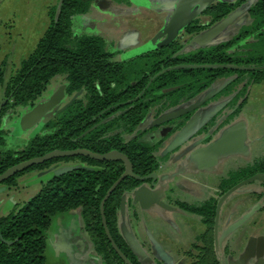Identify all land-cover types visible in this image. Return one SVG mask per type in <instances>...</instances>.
<instances>
[{
	"label": "trees",
	"instance_id": "1",
	"mask_svg": "<svg viewBox=\"0 0 264 264\" xmlns=\"http://www.w3.org/2000/svg\"><path fill=\"white\" fill-rule=\"evenodd\" d=\"M94 1L60 0L57 5L52 6L49 11L50 22L45 33L35 49L22 60L19 69L6 82L4 94L8 103L0 109V174L16 163L44 155L54 149L71 150L80 147L99 153L118 149L128 155L136 173L147 174L153 170V163L156 161L150 153L151 146L135 138L126 141L124 135L135 131L155 97L166 98L165 107H168L177 104L179 98L184 95L180 93L182 95L178 94L172 98L177 91L154 94L159 88L157 83H160V86L171 87L188 82L189 89L196 88V92L204 86L203 75L210 73V69L170 70L162 77H158L146 89L148 76L141 86L139 83H134L140 73L141 65L138 59L117 61L114 59L115 52L108 50L106 40L102 36L74 32V17L88 13ZM243 1L219 2L210 7L206 13L211 14L212 21H216L229 14ZM249 11L253 17L251 27L259 31L256 34L259 37L257 45L264 46V0H257ZM203 27L193 25L188 31L194 32ZM241 37H245L244 33L234 38L232 42ZM181 47L180 44L175 43L174 46L166 48L164 52L168 53L167 65L182 61L202 63L203 60L215 58L214 55L200 53L202 50L181 54L178 57L173 56ZM256 49L252 62L264 63V51L258 47ZM153 56L148 54L142 57L150 59ZM227 61L229 60L226 59L224 62ZM162 62L157 59L153 62L145 61L142 63V71H146L149 67L154 74L161 69ZM235 62L248 61L238 57ZM5 64L6 60L0 62V85L5 82ZM57 75H64L68 95L83 89L82 97L75 99L55 118L44 123L43 130L46 132L36 134L25 147L1 149L6 142L4 122L10 109L18 106L32 109L42 100L40 98ZM255 75V81H260L264 77V70L255 71ZM211 82L212 79L206 81L205 85ZM142 89H145L143 97L133 100ZM128 100L133 101L125 106L126 110L117 114V111L122 109L117 105ZM73 158L102 165L106 168V173L76 169L52 177L42 186L40 192L20 209L0 216V264H46L48 231L54 217L79 207L95 250L102 257L104 264H127L113 248L106 235L100 208L103 197L122 173L123 166L119 161H96L85 156L55 158L35 164L2 184L16 186L17 178L26 172L42 170L59 161ZM247 174L246 169L233 173L230 179L224 180L223 185H234ZM136 184L132 177L123 180L106 202L105 215L110 232L120 249L134 264H144L127 246L117 225L121 194Z\"/></svg>",
	"mask_w": 264,
	"mask_h": 264
},
{
	"label": "flooded vegetation",
	"instance_id": "2",
	"mask_svg": "<svg viewBox=\"0 0 264 264\" xmlns=\"http://www.w3.org/2000/svg\"><path fill=\"white\" fill-rule=\"evenodd\" d=\"M219 2L225 1L219 0L215 3L218 4ZM233 11L235 10H232L230 13ZM172 13L173 11L170 17ZM250 17L253 18L251 14ZM222 18L216 21H212L211 19V22L205 24L197 23L198 18H195L182 32V34L185 32L188 35V41L178 42L179 36L169 45L131 56V58L126 60H117L129 61L138 59L140 61L144 59L142 56L151 54L154 55L151 57L152 62L156 59L157 61H163L161 63V69L154 74H152L149 67L146 71H142L140 67V73L134 83H139L141 86L145 77L148 76L149 80L145 85V89L149 88L151 83L158 77H162L170 70L178 68L195 69L181 67L182 65H208L197 68L211 70L210 73L203 75L205 79H203L202 85L204 86L198 92H196V88L189 89L188 82L171 87L160 86V83H157L159 88L154 91V94L159 95L162 92L177 91L172 98H175L180 93L184 95L179 98L177 104L168 107H165L166 98L159 99L155 97L151 106L147 109L145 117L139 122L135 131L124 135L126 141L135 138L142 143L150 145L152 149L150 153L156 160L153 163V170L151 172L143 175L134 171L140 176L154 174V177L146 181H139L132 177L137 184L132 188L126 189L121 194L118 209L117 225L119 233L124 239L125 237L122 233L121 226L125 225L129 229L127 225L128 219L139 225L146 220L147 213H150L151 222L153 223L152 234L147 233L148 238L141 239V230L136 227H134L133 233L136 241L142 246L144 252H146L145 256L148 253L151 256L150 261L147 263L141 261L144 264H264V179L252 180L222 200V197L241 181L258 173L264 175V135L261 140L256 141L253 145L247 143L246 137L244 141L245 148L241 152L230 151L227 154L214 152L209 156L198 155L199 150L214 143L231 125L243 123L246 127L245 122L251 123L252 119H250L247 112L248 103L253 100V89H251V85L264 81V77L260 81H255L256 75L254 76L255 71L264 70V68L238 70L225 67V65L246 67L264 66V63L252 62L258 46L259 37L256 34L259 31L254 30L251 25H242L239 29L236 27V30L228 38L221 39L224 32L236 25L235 22H237L238 18L211 42L202 45L196 44V48L187 51L189 47H192L189 45L192 38L206 31ZM193 25H202L204 27L201 30L189 32L188 28ZM241 33H244L245 37H241L237 41L232 42ZM175 43L182 46L174 53L173 56L175 57L202 50L200 52L202 54L214 55L215 58L212 59L215 61H210L212 59H208V61L203 60L202 63L182 61L177 64L167 65L169 63L167 59L168 53L164 51H166L167 47L174 46ZM227 43L228 45L226 46ZM138 46H132L123 52L129 53ZM120 52L115 51V60L116 54ZM238 57L243 60L246 59L248 62H235ZM226 59L229 61L224 62ZM215 68L217 70L213 71ZM211 79L212 82L205 85L206 81ZM213 85L216 90L221 87H224V89L202 106L205 107L209 102H213L210 112L207 115L203 114L204 116L199 117L196 127L197 131L178 147L170 152H166L172 142V136L180 131L195 116L196 110L159 125H155L156 118L166 111L173 110L183 104L185 107H188L191 103L201 100L204 97L202 93L206 92ZM172 88L173 90L168 91V89ZM145 89H142L137 98L133 100H138L143 97ZM183 90L186 92H182ZM83 94H79L76 99ZM133 100L119 103L117 107L121 106L122 109L117 111V114L121 113L120 111L123 112L126 109L125 106L129 105ZM257 115L258 113L256 112ZM126 135L132 136L127 138ZM248 152H250L251 158H249L246 164H242V159L247 158L245 156ZM79 160L80 162L76 165L89 166L92 168V171H100L102 174L106 173V168L102 165ZM119 162L123 166L122 175L125 171V166L124 163ZM243 169L248 171L245 178L234 185H223L224 180L230 179L233 173ZM52 177H48L45 183ZM142 184H147L153 192L152 202L149 207H144L141 202L134 203L133 198L129 196L130 190ZM124 195H127V203L125 211L122 212L121 201ZM80 213L82 216V210L79 207L54 217L62 219L61 225L63 226L60 232L65 233V235L78 236L82 228H84L91 238L83 216L82 220L84 225H80ZM127 246L129 247L128 244ZM134 253L140 261L138 253Z\"/></svg>",
	"mask_w": 264,
	"mask_h": 264
},
{
	"label": "rangeland",
	"instance_id": "3",
	"mask_svg": "<svg viewBox=\"0 0 264 264\" xmlns=\"http://www.w3.org/2000/svg\"><path fill=\"white\" fill-rule=\"evenodd\" d=\"M179 1L181 0H95L88 13L78 14L74 17L73 29L78 34L87 33L102 36L106 40L108 50L113 52L121 51L116 54V60H126L131 58L130 56L138 55L158 45V40L156 39L157 33L166 24L171 12L174 11ZM216 1L219 0H210V4L197 14V23L205 24L211 22V14H207L206 12L203 14V12L207 11L211 5H215ZM221 1L234 3L237 0ZM256 1L244 0L241 5L233 9L237 10L245 7V9H242L243 12L238 17L237 22H235L236 25L224 32L221 39L228 38L236 30V27L239 29L242 25L252 24L253 18L250 17L249 10ZM59 2L60 0H0V62L6 60L5 82L0 85V109L8 103L4 94L6 82L19 69L22 60L28 57L37 46L39 39L43 36L49 25V11L52 6L57 5ZM240 20L242 21L240 22ZM188 40V35L184 32L177 41L181 43ZM137 45L139 46L131 53L123 52ZM257 47L264 51V46L258 45ZM194 48L196 46L189 47L187 51ZM151 60L152 58H144L139 63L142 67V63ZM64 78V75L54 77L40 100H48L52 96L63 92L64 96L60 106L67 103L75 93L73 95L66 93ZM251 89H253V100L248 103V115L254 123H259L264 127V93H262L264 92V81L251 85ZM80 91L81 94L84 93L83 90ZM29 111L30 109L25 106L10 109L4 122L6 142L2 145L1 149L23 148L36 134L46 132L43 130L44 123L40 122L41 120L29 127L27 125L26 128L22 127L21 117L28 114ZM256 112L259 113L257 116L254 114ZM131 136L126 135L127 138ZM245 157L247 158L242 159V164H246L249 158H251L250 152ZM77 160L79 159L73 158L71 160L59 161L45 169L37 171L44 173L51 169L56 170L62 167L74 166ZM37 171L34 172L37 173V177L33 175L35 179L31 180L28 184L18 183L20 176L18 177L19 180L17 178L18 182L14 186V189H16L18 205H21V207L41 190V186L36 182L46 178V176H41L40 174L41 177H38L39 173ZM8 187L13 188L12 186L0 184V188L7 190ZM8 198H10L9 200H13V197L10 195H8ZM11 208L12 205H9L5 206L3 210L4 212H11L13 211ZM18 209L20 207L14 210ZM60 224L59 218H54L51 225V238L48 239L46 249V264H69L68 259L63 254H59L58 247L55 246V241H53V237H57L59 234L61 229Z\"/></svg>",
	"mask_w": 264,
	"mask_h": 264
},
{
	"label": "water",
	"instance_id": "4",
	"mask_svg": "<svg viewBox=\"0 0 264 264\" xmlns=\"http://www.w3.org/2000/svg\"><path fill=\"white\" fill-rule=\"evenodd\" d=\"M210 4V0H181L175 7L170 19L166 22V24L163 26V28L158 31L156 39L158 40V45L155 46L152 49L145 50L144 52L153 50L155 48H161L163 46L169 45L173 43L186 29V27L197 17V14L201 12L204 8H206ZM242 9H245V7H241L240 9H237L227 15L226 17L222 18L219 22L215 23L212 27L204 31L203 33H200L196 35L194 38L191 39L189 42V45L195 46L196 44H205L208 42H211L214 40L221 32H223L226 28H228L243 12ZM134 48L133 50H135ZM132 50V51H133ZM130 51L129 53H131ZM142 52V53H144ZM141 54V53H140ZM139 55V54H138ZM135 56V55H133ZM131 57V56H130ZM205 67L208 65H182L181 67H187V68H197V67ZM225 67H229L232 69H238V70H245V69H256V68H264V66L260 67H246V66H239V65H225ZM224 89V87H221L219 89H215L214 85L211 86L206 92L202 93L204 94V97L201 100H198L194 103H191L188 107H185L184 104L174 108L173 110L166 111L165 113L161 114L156 118L155 125H159L174 119H177L181 116H183L186 113H189L191 111L196 110L195 116L192 117L190 121L175 135L172 136V142L170 143L168 149L166 152H170L176 147H178L180 144H182L187 138L191 137L196 131V127L198 125V119L200 116H202L205 113H209L210 109L213 105V102H209L205 107H202L207 101L211 100L216 94L221 92ZM173 90L172 89H168ZM81 94V91L76 93L66 104L60 106V103L63 98V92H60L54 96H52L48 100H42L40 101L36 106H34L28 114L23 115L21 117V123L23 124L22 127H27L37 123L38 121L42 123L49 122L53 118H55L60 112L65 110L69 105L73 103V101ZM203 96V95H202ZM198 98V97H196ZM195 99V98H194ZM131 102V101H129ZM204 116V115H203ZM173 130V129H172ZM246 139V127L243 123H236L234 125H231L228 127L225 132L211 145L205 147L202 150H199L198 155L199 156H209L210 154H213L214 152L221 153V154H227L230 151H238L241 152L245 148L244 141ZM219 150V151H218ZM223 150V151H222ZM78 156H85L90 157L92 159L98 160V161H105V160H117L124 163L125 171L119 177V179L111 186V188L106 193L105 197L102 200L101 203V214H102V221L103 225L105 227V231L107 234L108 239L112 243L113 248L116 250V252L120 255V257L127 263V264H134L126 255L125 253L120 249L116 241L114 240L110 229L108 227L106 215H105V203L109 199L110 195L115 191L117 186L128 176L133 177L139 181H146L149 179H153L154 174H149L146 176H140L134 172L133 164L130 160V158L123 153L120 150H112L106 153H99L92 151L87 148H77V149H71V150H62V149H54L52 151H49L41 156L32 157L30 159L21 161L19 163H16L9 167L6 171L0 174V184L3 183L5 180L15 176L16 174L23 172L30 168L31 166L35 164H41L46 161L53 160L55 158H63V157H78ZM85 168L92 170L89 166H67L62 167L59 169H51L48 175L49 177L63 175L67 172ZM263 180L264 175L262 173H258L250 178L245 179L244 181H241L236 186H234L232 189H230L223 197L226 198L229 196L233 191L241 187L242 185L249 183L252 180ZM5 188H0V193L4 192ZM152 190L151 187H149L147 184H142L139 187L133 188L129 192V196L133 198L134 203L141 202L144 207H149L152 202ZM122 204H121V210L122 212L125 211L126 203H127V195H124L122 197ZM122 233L125 237V240L129 247L139 254H144V249L142 246L136 241L133 233L126 228L125 225L121 226Z\"/></svg>",
	"mask_w": 264,
	"mask_h": 264
},
{
	"label": "crops",
	"instance_id": "5",
	"mask_svg": "<svg viewBox=\"0 0 264 264\" xmlns=\"http://www.w3.org/2000/svg\"><path fill=\"white\" fill-rule=\"evenodd\" d=\"M256 114V113H254ZM259 114V113H258ZM246 120V119H245ZM245 122V121H244ZM246 123V137H247V143L249 145H253L256 143V141L261 140L263 138L264 133V127L260 124L254 123L251 120V123ZM236 156H244V155H236ZM80 160H77L75 164H78ZM37 170H33L30 172H27L23 175H21L20 181L18 183L21 184H28L33 181L35 177H37V173H34ZM39 173V171H37ZM46 176L44 179L38 180L36 183H38L41 188L42 185L45 183L46 179H48L49 175L48 172H42L38 174V177L40 176ZM208 177V175H206ZM18 178V180H19ZM19 185V184H18ZM8 187L5 192L0 193V216L5 215L9 212H4L3 208L5 206L12 205L11 210L17 209L21 207V205H18V197L17 193L15 192L16 189H14V186ZM8 195L13 197V200H9ZM14 202V203H13ZM10 211V210H8ZM80 225H84L82 216L80 213ZM62 224V219H59ZM128 221V227L132 233H134V227L139 228L141 230L142 238H148L147 233L152 234L153 230V223L151 222L150 213H147L146 220L144 222H141L139 225L138 223H134L131 220ZM60 224V228H62L63 225ZM52 225V224H51ZM52 233V226H50L48 231V238H47V246H48V239L51 238ZM137 238V237H136ZM53 241H55V246L58 247L59 254H63L69 261V264H104L102 257L96 252L94 244L88 235V233L85 231L84 228H82L81 233L78 234V236H70L68 234L65 235V233H62L59 231L58 236L53 237ZM80 246V248H78ZM144 254H139L138 256L140 258V261L147 263L150 261V255L148 253L147 256Z\"/></svg>",
	"mask_w": 264,
	"mask_h": 264
}]
</instances>
